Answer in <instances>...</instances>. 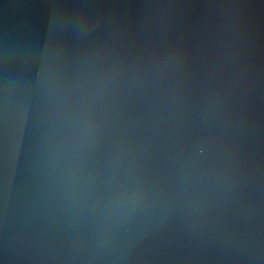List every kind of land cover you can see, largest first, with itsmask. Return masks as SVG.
Segmentation results:
<instances>
[{
    "label": "water",
    "instance_id": "obj_1",
    "mask_svg": "<svg viewBox=\"0 0 264 264\" xmlns=\"http://www.w3.org/2000/svg\"><path fill=\"white\" fill-rule=\"evenodd\" d=\"M0 264H264V0H0Z\"/></svg>",
    "mask_w": 264,
    "mask_h": 264
}]
</instances>
